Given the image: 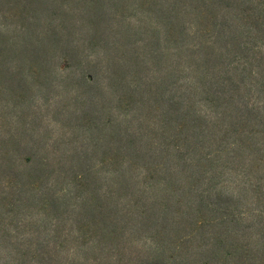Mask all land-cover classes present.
<instances>
[{
  "label": "trees",
  "instance_id": "obj_1",
  "mask_svg": "<svg viewBox=\"0 0 264 264\" xmlns=\"http://www.w3.org/2000/svg\"><path fill=\"white\" fill-rule=\"evenodd\" d=\"M0 264H264V0H0Z\"/></svg>",
  "mask_w": 264,
  "mask_h": 264
},
{
  "label": "rangeland",
  "instance_id": "obj_2",
  "mask_svg": "<svg viewBox=\"0 0 264 264\" xmlns=\"http://www.w3.org/2000/svg\"><path fill=\"white\" fill-rule=\"evenodd\" d=\"M53 121H51L52 123ZM50 123V126L52 128V135H53V138L57 137L56 135L58 134L59 130L57 129V125H59L58 123L57 124H51Z\"/></svg>",
  "mask_w": 264,
  "mask_h": 264
}]
</instances>
